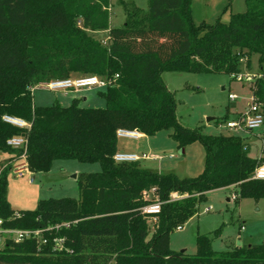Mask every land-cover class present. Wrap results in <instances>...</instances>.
Wrapping results in <instances>:
<instances>
[{"label": "trees", "instance_id": "16d2710c", "mask_svg": "<svg viewBox=\"0 0 264 264\" xmlns=\"http://www.w3.org/2000/svg\"><path fill=\"white\" fill-rule=\"evenodd\" d=\"M245 4L246 11L232 14L228 23L197 26L191 0H149L147 13L125 3V25L110 28L111 0H0V152L24 158L32 174L49 173L57 160L101 167L79 177V199H42L35 210L16 212L7 200L10 167L2 166L1 227L42 230L46 243L5 237L0 264H264V243L216 252L213 238L198 235L194 255L170 247L173 231L198 213L209 192L235 188L236 204L264 198V181L252 178L264 157L251 158L240 136L206 135L181 125L175 95L162 80L165 72L234 79L239 61L250 66L253 55L262 69L264 0ZM95 31H108L105 45L88 33ZM75 77L110 82L100 92L106 108H83L77 99L67 107L34 104L32 90L40 83ZM250 91L264 110V78L252 82ZM5 115L29 129L5 123ZM120 129L147 137L173 129L179 148L200 141L203 174L179 178L141 162L115 163ZM19 136L27 140L25 151L7 145ZM153 190L162 206L151 224L142 208L151 203L144 194ZM173 193L181 198L171 201ZM63 223L69 226L47 231ZM56 238L64 239L63 250L55 249Z\"/></svg>", "mask_w": 264, "mask_h": 264}, {"label": "rangeland", "instance_id": "374dc122", "mask_svg": "<svg viewBox=\"0 0 264 264\" xmlns=\"http://www.w3.org/2000/svg\"><path fill=\"white\" fill-rule=\"evenodd\" d=\"M130 3L147 13L149 0H111L110 28L125 25L124 4ZM230 4V6H229ZM229 6V7H228ZM228 7V8H227ZM192 20L195 25L202 22L213 24L217 19L224 23L230 21L232 14L246 11L245 0H191ZM93 39L103 45L108 41V32H88ZM264 78V67L259 68L257 55L251 57L250 66L245 59L239 61V72L234 79L228 74H195L165 72L162 80L176 99V114L179 122L189 129H200L206 135H235L225 128L226 123L236 118V113H244L252 101L250 83ZM76 78V77H75ZM80 78V77H77ZM106 88L82 89L74 91H50L35 87L32 90L36 106H52L59 103L70 106L74 98H80L83 108H106V101L100 92ZM236 95L235 104H231L229 95ZM85 99V100H83ZM173 129L159 132L151 137L147 152L162 158L161 161H142L143 168L161 174H175L179 178H198L205 168V148L200 141L179 148L173 138ZM250 138L248 154L258 159L263 149L264 126ZM255 133V134H256ZM143 143L118 139V148L132 152H141ZM141 154V153H140ZM8 154L0 152V165ZM158 157V158H159ZM10 167V165H8ZM14 165L7 173V200L14 211H33L39 200L72 198L79 199V177L85 174L101 172L99 163H80L74 160H57L47 174H35L28 183L29 175L18 178ZM145 199L158 200L154 192H146ZM236 190L219 189L207 194V200L198 209V213L189 219L170 237V247L175 253L187 255L196 253V238L207 235L213 238L212 248L216 252L232 250L245 245L264 243V198L242 199L235 203ZM176 199H180L178 196ZM154 228L151 227V231ZM216 232L218 234H216ZM5 237L0 238V250L4 248Z\"/></svg>", "mask_w": 264, "mask_h": 264}, {"label": "built area", "instance_id": "2783aa9c", "mask_svg": "<svg viewBox=\"0 0 264 264\" xmlns=\"http://www.w3.org/2000/svg\"><path fill=\"white\" fill-rule=\"evenodd\" d=\"M109 84L110 82L106 81L105 79H100L96 77H80V78H70L65 80H54L46 83H40L37 87L42 89H47L50 91L67 92L71 90L79 91L82 89L106 88ZM236 99H237L236 95H232V94L229 95V100L231 102H234ZM2 120L5 123L11 124L18 128L29 129L30 127L28 123L11 116L5 115L3 116ZM263 126H264L263 107L252 96L251 105L248 106L246 111L244 113L239 114L234 120L226 123L225 128L231 132L236 133L235 135L244 137L255 134V132H257ZM117 137L118 139L119 138L137 139L140 137V133L136 131H127L120 129L117 131ZM7 145L11 148H19L25 151L27 147V140L23 136L13 137L8 140ZM263 152H264V141H263L262 153ZM261 155L258 159H261ZM147 159H149V157L145 154L138 155L135 153H128V152H118L114 156V161L117 164L140 162L142 160H147ZM22 160L25 161L24 158H22ZM3 168L5 167H1L0 171ZM14 172L18 178L26 177V174L29 175L30 183L33 182V178H31L32 173L28 170V165L26 161L23 164L15 166ZM252 178L255 180L264 181V162H262L261 164H259V166H257ZM151 192H154V190ZM178 196L179 195L177 193L171 194L170 196L171 201L179 200L176 199ZM161 206H162V202H160L159 200L153 201L142 208V214L148 219V221L151 224H154L157 222L158 215L161 212ZM15 217H19V214H15ZM1 225H2V221L0 220V238L8 237L17 243L22 242L26 239L35 238L40 244L46 243V239L43 237L42 230L3 229ZM68 226H69L68 223H63V224L55 225L53 227H49L47 231L59 230L61 227H68ZM180 229L181 228H178V230ZM63 242L64 239H59V238L54 239V243L56 245L55 249L63 250Z\"/></svg>", "mask_w": 264, "mask_h": 264}, {"label": "crops", "instance_id": "0c3cea01", "mask_svg": "<svg viewBox=\"0 0 264 264\" xmlns=\"http://www.w3.org/2000/svg\"><path fill=\"white\" fill-rule=\"evenodd\" d=\"M106 32H108V31H106ZM76 92H78V91H74V93H76ZM74 99H77V100H79L80 98H74ZM73 99V100H74ZM83 100H85V99H83ZM236 101V100H235ZM235 101L234 102H231V104H235ZM239 114H241V113H236V117L239 115ZM256 133V132H255ZM237 136H239V135H237ZM256 136H258V134L256 133V134H253V135H250V136H244V137H242L244 140H245V142H247L248 143V145H249V141H250V138L252 139V138H254V137H256ZM241 137V136H240ZM260 139L261 140H263L264 138H262V137H260ZM126 140H132V141H138V142H141L142 141V143H143V149L141 150V152H132V151H127V150H125V149H121V148H118V151L119 152H128V153H135V154H138V155H143V154H145V155H147L148 157H149V159H147V160H149V161H153V162H155V161H161L162 160V158L161 157H159V156H156V155H153V154H151V151H149V152H147L146 151V149H149L148 147L151 145V137H147V136H145L144 134H140V137L139 138H137V139H126ZM141 153V154H140ZM261 158L262 157H264V152L262 153L261 152ZM159 157V159H157ZM147 160H142V161H147ZM142 161H140V162H142ZM23 163H25V161L24 160H22V159H13L12 157H10L9 155H8V157H7V159H5V160H3L2 161V163H1V165H0V168L2 167V166H4V165H10V167H13V165L14 166H17V165H20V164H23ZM33 175H35V174H32V176ZM28 183L30 184V185H33L34 184V180H33V182L32 183H30V181H29V179H28Z\"/></svg>", "mask_w": 264, "mask_h": 264}]
</instances>
